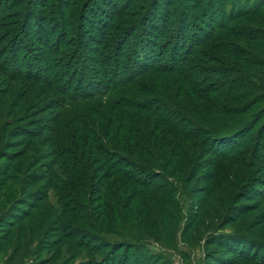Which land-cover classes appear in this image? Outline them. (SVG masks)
I'll return each instance as SVG.
<instances>
[{
    "label": "rangeland",
    "instance_id": "1",
    "mask_svg": "<svg viewBox=\"0 0 264 264\" xmlns=\"http://www.w3.org/2000/svg\"><path fill=\"white\" fill-rule=\"evenodd\" d=\"M5 1L11 9L0 11V264H98L109 256L114 264H264V0ZM173 15L187 22L181 57L197 40H211L194 55L211 70L199 78L201 87L217 79L228 85L200 100L182 84L186 117L203 137L188 157L156 169L168 189L159 195L163 229L148 215L143 227L124 229L113 211L127 192L136 209L133 198L143 191L128 184L117 192L89 156L85 165L65 141L69 120L57 107L63 97L22 71L47 75L54 61L69 63L57 71H68V80L78 68L77 84L83 67L103 77L121 54L129 57L118 72L131 58L142 60V69L168 68L177 39ZM175 80L166 76V83ZM164 92V99L179 96L176 88Z\"/></svg>",
    "mask_w": 264,
    "mask_h": 264
},
{
    "label": "trees",
    "instance_id": "2",
    "mask_svg": "<svg viewBox=\"0 0 264 264\" xmlns=\"http://www.w3.org/2000/svg\"><path fill=\"white\" fill-rule=\"evenodd\" d=\"M9 9L11 5L8 1L1 0L0 11ZM173 20L175 29L171 37L177 39L174 41L168 68H161L152 63L149 68L142 69V60L131 58L130 64L125 63L121 72H118L116 69L122 64L118 62L129 57L121 54L120 59L114 63L116 69L112 65H106L103 77L88 72V66L83 67L77 84H73L72 79L77 76L78 68L68 80V71H57L63 70L64 67L69 68V63L57 65L54 61L47 75H39L34 70L22 71L25 75L29 74V78L51 84L58 96L63 97L57 107L63 111V120H69L64 129L65 141H70L68 145L81 151L85 165L89 163V156V160L99 169V177L109 180L113 190L117 192L127 191L128 184H134L143 191L133 198L139 202L134 210H131L127 202L132 193H125L124 201L119 196L122 205L114 209L113 219L122 223L124 229L135 223L136 227H143L142 218L145 215L149 216V221L155 228L163 229L157 211L161 202L159 195L168 192V189L154 177L156 169L167 168L180 157H188L193 148H198L199 140L203 137L202 127L194 128L196 123L191 124L186 117L189 112L181 100L188 92L182 84H189L196 94V99L200 100L211 93L222 91L223 86L228 85V82L218 84L217 79L211 80V85L206 90L201 87L202 81L205 80L199 78L210 69L196 64L194 55L198 52L196 46L204 47L211 40L207 39L201 43V40L192 39V43L197 40V45L193 49L190 48L185 55L182 51L181 57L178 54L179 40H183L181 31L187 22L183 16L180 18L177 15H173ZM121 21L124 24L129 22L124 19ZM169 21L170 19L168 23ZM61 44V41H57L58 46ZM139 68L142 70L138 71ZM31 72H34L35 76ZM169 75L177 77V81L166 83V76ZM173 88L178 90L176 101L161 96L162 92L168 93ZM146 96L153 97L148 99ZM162 104H166L167 108ZM57 136L59 137L58 132ZM97 249L100 247L97 246ZM112 254L114 252L110 255ZM109 258L110 256L98 264H114L115 261L106 260Z\"/></svg>",
    "mask_w": 264,
    "mask_h": 264
}]
</instances>
